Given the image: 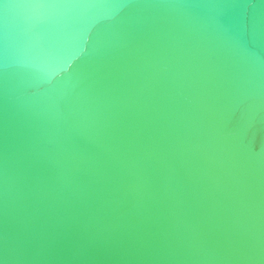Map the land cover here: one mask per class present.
Wrapping results in <instances>:
<instances>
[{"label": "water", "instance_id": "1", "mask_svg": "<svg viewBox=\"0 0 264 264\" xmlns=\"http://www.w3.org/2000/svg\"><path fill=\"white\" fill-rule=\"evenodd\" d=\"M31 1L0 0V264H264V0Z\"/></svg>", "mask_w": 264, "mask_h": 264}, {"label": "bare ground", "instance_id": "2", "mask_svg": "<svg viewBox=\"0 0 264 264\" xmlns=\"http://www.w3.org/2000/svg\"><path fill=\"white\" fill-rule=\"evenodd\" d=\"M20 1V12L21 10L25 9V4L26 2H30V4H34L36 5V2L34 3V1H31V0H19ZM42 1V0H41ZM13 2H15V0H13ZM43 10L41 8V6L38 8V9H35V12L37 13V16L39 17V14H40V11ZM23 28V27H22ZM22 33H23V30H21ZM29 35L31 36V39H32V33ZM28 41V40H27ZM29 42H31L29 40ZM22 45V44H21ZM9 53V51H8ZM20 51L18 50H13L11 49L10 50V53L8 55V57L10 58L11 60V67L13 68V72L12 73H8V74H11V75H14L13 78L15 77V75H17V72L19 71V75L18 77H21V79L19 80L20 82H22V85L21 87L23 86V82L24 80L27 82L29 80V77H30V73L32 72L33 70V67H32V60L31 62L29 61V58L27 53H23V56L21 58L20 56ZM21 60V61H20ZM29 61V62H28ZM0 67L1 69L3 70L4 69V65L3 63L0 64ZM7 69L9 70V67H7ZM27 76V79H25ZM10 75H8L7 77V84H5V81L1 78L0 79V111L2 112V110H4V112L8 111L6 106L5 108L3 107L4 102L6 101L5 97L2 95V87L5 86V87H8V88H11L12 89V86H7L8 85V79H9ZM18 81V82H19ZM15 88V87H14ZM23 88V87H22ZM14 90V89H13ZM5 95V93H4ZM8 100V99H7ZM13 116H14V119L16 118V113L13 112ZM1 119V118H0ZM4 120H8L10 121V118L8 119V117H4ZM7 154H8V149L7 148H3V145L1 143V154H0V173L2 174V178L0 179V185L2 183V179H3V171L5 169V166H6V162H7Z\"/></svg>", "mask_w": 264, "mask_h": 264}]
</instances>
